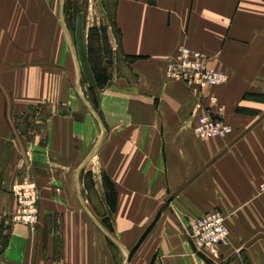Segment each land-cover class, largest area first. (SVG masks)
I'll use <instances>...</instances> for the list:
<instances>
[{
	"label": "crops",
	"instance_id": "1",
	"mask_svg": "<svg viewBox=\"0 0 264 264\" xmlns=\"http://www.w3.org/2000/svg\"><path fill=\"white\" fill-rule=\"evenodd\" d=\"M116 18L123 71L97 88V111L78 89L91 114L78 110V132L94 110L105 124L84 163L92 195L79 170H46L35 175L38 224L12 222L28 144L0 132V264H264V0H116ZM182 45L204 51L226 82L200 92L166 76ZM207 107L229 134H194ZM213 210L229 230L216 255L189 233Z\"/></svg>",
	"mask_w": 264,
	"mask_h": 264
},
{
	"label": "rangeland",
	"instance_id": "2",
	"mask_svg": "<svg viewBox=\"0 0 264 264\" xmlns=\"http://www.w3.org/2000/svg\"><path fill=\"white\" fill-rule=\"evenodd\" d=\"M123 60L116 0H0V132L5 142L28 144L11 192L16 198V186L33 181L39 193L34 224L15 218L17 198L12 222L36 227L41 194L35 175L48 170H79L84 193L92 195L85 161L105 124L94 110L93 122L78 132L79 111L91 115L78 89L97 111V88L123 71ZM85 136L91 144H78Z\"/></svg>",
	"mask_w": 264,
	"mask_h": 264
},
{
	"label": "built area",
	"instance_id": "3",
	"mask_svg": "<svg viewBox=\"0 0 264 264\" xmlns=\"http://www.w3.org/2000/svg\"><path fill=\"white\" fill-rule=\"evenodd\" d=\"M208 55L196 48L179 46L173 55L166 59V76L182 80L188 89L202 91L226 82L228 75L211 69ZM214 99V98H212ZM194 134L199 138L224 137L232 131V126L219 112L207 107L196 117ZM259 192L264 194V180L259 185ZM17 198L15 218L27 225H33L37 219L39 193L36 183L27 181L16 186ZM189 233L196 247L210 255L218 254L219 246L228 240L229 230L226 215L220 210L206 212L189 225Z\"/></svg>",
	"mask_w": 264,
	"mask_h": 264
}]
</instances>
